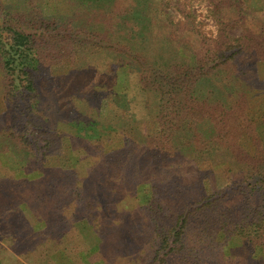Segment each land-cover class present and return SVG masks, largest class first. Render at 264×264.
Instances as JSON below:
<instances>
[{
  "label": "trees",
  "instance_id": "1",
  "mask_svg": "<svg viewBox=\"0 0 264 264\" xmlns=\"http://www.w3.org/2000/svg\"><path fill=\"white\" fill-rule=\"evenodd\" d=\"M245 1L205 0L211 38L179 0H0V264H264V12Z\"/></svg>",
  "mask_w": 264,
  "mask_h": 264
},
{
  "label": "rangeland",
  "instance_id": "2",
  "mask_svg": "<svg viewBox=\"0 0 264 264\" xmlns=\"http://www.w3.org/2000/svg\"><path fill=\"white\" fill-rule=\"evenodd\" d=\"M6 1L8 3H10L11 0H6ZM255 3H257V0H246L245 1V5L247 6V8L252 10L250 12H253L254 9H259V11L264 12V4H263L264 2L263 3L261 2L258 7H254ZM178 5H182V6L184 5V7H181V9L183 10L182 12L180 11L181 13L179 12V10L177 8H173L172 10H170V13H172L176 17L177 21L183 20L184 19V13L188 10V12L189 11L192 12L193 17H195L196 24H197L198 28L200 29V31H202V33L204 34V37H205V35L206 36L208 35V36L211 37V35H212L211 32H210L211 35L209 34L210 29L212 28L213 30H216L215 17L213 16V13L207 11V8L210 7V6H209V4L207 2H205V0H179ZM256 11H258V10H256ZM169 16L171 18L170 14H169ZM185 23H186V21H185ZM162 25H163V27L157 30L160 33L164 31V23H161V26ZM189 28H190L189 26L184 28L186 30L185 33H187V31H189ZM257 28H258V26L253 24L252 29H257ZM241 32H242L241 26H236L233 29H231V34L233 36H239V35H241ZM160 36H161L160 34L157 35L154 40H161ZM183 37L185 38V40H183ZM172 39L175 42H177V43H181L182 41H184L185 42L184 44H193L199 38L196 39V38H194L193 35H190V36L182 35V36H175V37L173 36ZM93 56H105V55L98 53V54H93ZM160 57H164V56H160ZM167 57L168 58H172V56H167ZM68 66L69 65L67 63H64V65L62 64V65H59V66H54L53 70H52L53 71V75L65 74L67 72L68 68H69ZM95 66H96V69L100 70V71L97 72L98 76L100 77V74H103V72H104V71L101 72L102 62L95 63ZM261 66L262 67L260 69V74H261L260 78H261V80H264V64L262 63ZM110 68H111V66H110ZM118 72H119V74H123L124 73L121 70H119ZM65 83L66 84L64 86L66 87V91H68V89H72L73 92H76V90L79 88V90H78L79 93H81L83 91V89H85V87L87 86L86 82H85V79L80 81V79L72 78V79H68ZM99 84H100L99 86L97 85L98 86L97 88L99 90H101V91L106 90V88H107L106 85H103L101 83H99ZM0 91H1V86H0ZM64 94H65V97H66L67 94L66 93H64ZM91 101L94 102L93 104H97V103L99 104L100 103L98 101H96V102L93 101V100H91ZM108 101H109V98H107V99L105 98L104 102L101 104L102 107H107L108 106ZM258 110H261V108L260 109L258 108ZM0 111H1V108H0ZM255 112L256 111H254L251 108V113H254L255 116H257L258 114L255 113ZM59 126L66 133L67 136H69V135L74 133V129L71 126H69V125H64V124L60 123ZM6 160H7L8 165L12 166V169H16V167H18L17 164L19 162H21L19 160V158L15 157L13 155L9 156V159H6ZM206 166H207L206 164H203L202 168L205 169ZM214 175H215V177H214L215 180L214 181L219 186H221V184H224L225 182L228 181L227 170H225L224 168L216 169Z\"/></svg>",
  "mask_w": 264,
  "mask_h": 264
}]
</instances>
